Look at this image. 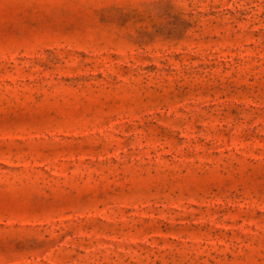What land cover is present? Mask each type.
<instances>
[{
    "label": "rangeland",
    "instance_id": "rangeland-1",
    "mask_svg": "<svg viewBox=\"0 0 264 264\" xmlns=\"http://www.w3.org/2000/svg\"><path fill=\"white\" fill-rule=\"evenodd\" d=\"M0 264H264V0H0Z\"/></svg>",
    "mask_w": 264,
    "mask_h": 264
}]
</instances>
